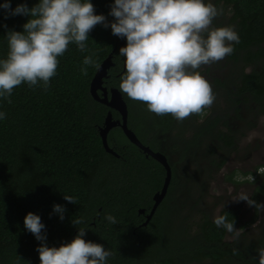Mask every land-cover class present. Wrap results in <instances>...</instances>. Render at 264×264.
<instances>
[{
    "label": "trees",
    "instance_id": "16d2710c",
    "mask_svg": "<svg viewBox=\"0 0 264 264\" xmlns=\"http://www.w3.org/2000/svg\"><path fill=\"white\" fill-rule=\"evenodd\" d=\"M8 2L11 9L19 4L31 9L39 0ZM89 2L94 6V14L104 15L109 24L115 22L109 15L114 0ZM4 3L0 0V5ZM214 4L220 6L221 14L229 12V24L239 36L240 42L232 45L234 51L228 58L251 67L250 72L237 74L231 105L238 117L240 103L247 107L254 104L264 114V0H214ZM29 18L11 16L0 7V60L6 59L9 51L7 32H23L22 26ZM88 38L86 51L81 52L75 43H70L57 58L56 75L50 79L47 91L42 85L30 87L23 82L13 89L11 103L0 97V112L6 114L5 119H0V264H40L36 249L41 243L60 247L71 242L80 228L86 232L82 239L102 244L112 252L106 264H185L203 258L214 263L231 259L234 264H258L264 236L248 243L247 252L242 254L224 241L227 230L218 228L208 217L202 218L192 236L183 228L171 229L167 211L172 209L168 200L175 193L158 207L147 225H141L144 218L138 209L144 207L147 211L151 206V193L159 189L165 172L158 161L146 157L118 127L107 137L118 156L104 150L98 127L109 108L89 93L97 67L89 65L87 75L81 73V68L85 56H91L99 65L112 53L114 65L104 84L120 90L126 69L119 49L127 42L126 38L113 35L110 26L101 24L88 33ZM122 95L128 106V126L139 138L144 134L146 117L163 130L171 129L175 121L185 124L170 114H148L146 104L131 100L123 92ZM111 113L119 117L117 111L111 109ZM217 122L218 118L200 123L195 138L208 136L233 149L232 129L227 126L229 132H215ZM206 150L209 156L216 153L212 145ZM225 160L221 157L215 161L212 157L210 166L218 170ZM232 178L233 175L229 179L240 183ZM175 182L173 176L170 189ZM257 191L264 192V183L257 186ZM64 196L73 197L76 204L67 202ZM54 205L65 209L63 220L54 211ZM28 213L40 217L44 225L42 235L46 237L43 242L25 228L23 221ZM108 215L115 217L117 224L109 223L105 218ZM219 215L234 221V226L238 224L235 209L223 208ZM81 218V224L73 225L72 220Z\"/></svg>",
    "mask_w": 264,
    "mask_h": 264
},
{
    "label": "clouds",
    "instance_id": "9594fccd",
    "mask_svg": "<svg viewBox=\"0 0 264 264\" xmlns=\"http://www.w3.org/2000/svg\"><path fill=\"white\" fill-rule=\"evenodd\" d=\"M0 7L11 16L30 17L22 26L23 32H7L9 51L7 58L0 60V97L9 103L13 89L23 82L30 87L42 85L47 91L50 79L56 75L57 58L70 43L86 51L88 33L101 24L110 26L113 35L126 38V46L119 49L126 69L120 90L131 100L146 104L156 115L170 114L183 121L193 114L203 115L215 99L210 83L196 70L224 60L233 53L232 45L240 42L232 27H212L222 9L204 0H114L109 15L115 22L110 24L104 15L94 14L89 0H39L31 9L26 4L11 9L5 0ZM83 65V75H87L89 65L99 67L91 56L84 57ZM5 118L6 114L0 112V119ZM256 173L264 176V167ZM235 179L253 184L255 177L237 173ZM64 199L76 204L71 196ZM233 200L264 211V204L246 194ZM53 207L63 220L65 209ZM105 218L117 224L115 217ZM23 222L38 241L46 239L39 216L28 213ZM213 222L229 233L236 231L234 221L229 222L225 215L216 216ZM72 223L81 224L82 218ZM85 235V229L80 228L71 242L60 247L41 243L36 249L40 264H106L112 252L102 244L85 241ZM258 254V264H264V248Z\"/></svg>",
    "mask_w": 264,
    "mask_h": 264
},
{
    "label": "rangeland",
    "instance_id": "374dc122",
    "mask_svg": "<svg viewBox=\"0 0 264 264\" xmlns=\"http://www.w3.org/2000/svg\"><path fill=\"white\" fill-rule=\"evenodd\" d=\"M205 3H212L214 0H204ZM218 10L220 6H215ZM229 12L218 15L212 27H231L229 24ZM249 71L251 67L243 66L242 62H234L226 56L224 60L201 66L198 71L211 85L214 94L213 104L204 110L199 117L200 122L210 115H221L225 109L227 113L232 102V91L237 86V74L242 71ZM237 76V77H236ZM242 120H232L230 125L235 134V146L233 149L224 147L208 136L198 138L199 146L196 152L190 149L195 141L193 140L194 129L186 124H179L171 132L154 130L156 133H165L166 146L170 154L174 155L176 165V195L177 201L169 205L172 209L167 211L169 216V227L179 230L183 228L186 234L192 236L197 232L198 223L203 217L214 220L219 216L223 208L235 209L238 213V224L236 231H227L225 240L232 241L238 245L240 242L247 245L264 236V211L249 206L245 201H234L239 194L248 195L257 203L264 204V192L259 193L255 183H236L229 179H235L237 173L241 176L244 172H250L258 165L264 164V114L257 115L253 109L244 106ZM134 110L132 109L131 112ZM148 123L150 124L149 117ZM195 121V120H194ZM224 129V128H223ZM144 143L151 144L146 138L141 137ZM208 145L215 147L214 156H209L206 148ZM218 160L225 157L224 165L216 170L210 166L209 160ZM210 168L209 170H207ZM264 248V246H263ZM185 264H229L227 262L214 263L211 259H199L187 261Z\"/></svg>",
    "mask_w": 264,
    "mask_h": 264
},
{
    "label": "water",
    "instance_id": "95a60500",
    "mask_svg": "<svg viewBox=\"0 0 264 264\" xmlns=\"http://www.w3.org/2000/svg\"><path fill=\"white\" fill-rule=\"evenodd\" d=\"M114 65L112 61V53H109L108 56L99 64L97 67L91 81L89 84V93L91 97L98 101L109 109L117 111L120 115V119H113L111 110H108L107 114L104 117L103 124L98 128L99 136L103 148L106 152L118 156V154L109 146L107 142V137L109 131L114 126H119L125 135V137L134 145H136L140 150H142L146 156L150 155L156 161H158L165 168V178L161 189L153 195V204L146 215V219L142 222L141 225L145 226L148 221L151 219L154 214L157 206L162 201L163 197L166 194L170 180H171V168L167 162L165 155L160 152L153 151L148 146L144 145L136 136L134 131L128 127V108L127 103L122 95V92L117 87L107 88L104 85V80L108 77V70ZM125 69V64L123 65ZM139 212L144 213V209H139Z\"/></svg>",
    "mask_w": 264,
    "mask_h": 264
},
{
    "label": "flooded vegetation",
    "instance_id": "af4514ba",
    "mask_svg": "<svg viewBox=\"0 0 264 264\" xmlns=\"http://www.w3.org/2000/svg\"><path fill=\"white\" fill-rule=\"evenodd\" d=\"M243 64V63H242ZM243 66H246V67H250V66H248V65H245V64H243ZM242 71L241 72H244V73H248V72H250L251 71V69L249 70V71H245L243 68L241 69ZM237 79V78H236ZM105 85V84H104ZM106 86V85H105ZM108 88V87H107ZM110 88V87H109ZM232 96H234V94H231V97ZM231 104H234V100H233V97H232V102H231ZM230 104V109H229V112L227 113V110L225 109V111H223L222 112V114L221 115H223V116H216V115H210L207 119H205V120H202L201 121V123H204V122H206L208 119H215V118H218V122H217V126L213 129V130H215V132H220V131H222V132H224V131H228L229 132V129L227 128V126H230V128L232 129V131H233V128L231 127V125H230V121H232V120H242L243 119V114H242V110L241 109H243V107L245 106L244 104H242V103H240V104H238V106H240V109H239V111H238V113H239V117H238V115L235 113V111H234V106H232ZM247 107V106H246ZM127 108H128V106H127ZM253 109V111H256V114L257 115H262L263 113H260L259 111H258V108H257V106L256 105H254V104H251V106H249L248 107V109ZM109 110H111V109H109ZM108 112V111H107ZM148 112V114H149V110L147 111ZM107 114V113H106ZM144 114V113H143ZM142 114V115H143ZM147 114V115H148ZM201 115H198V114H193V115H191L190 117H188L187 119H185V121L183 120V122L187 125V127L189 126L190 128L191 127H193V129H194V135H193V140L195 141L192 145H190V149L192 150V151H194V152H196V150H197V147L199 146V143H198V138H195V134H196V129H197V126L200 124H198V122H200V119H199V117H200ZM112 117H113V119H120V115H119V117L117 118V117H114L113 116V114H112ZM241 117V118H240ZM148 117H146L144 120H145V125H144V134L143 135H141V137H143V138H146V140H148L151 144H147V143H144L142 140H141V138H139V136L136 134V132H135V130H133L134 131V133L136 134V136L138 137V139L144 144V145H146V146H148L150 149H152L153 151H156V152H160V153H162L163 155H165V157H166V159H167V162H168V164H169V166H170V168H171V180H172V177L173 176H175V178L177 177V174H176V165H177V163L175 162V159L173 158V156L174 155H171L170 154V149H168L167 148V146H166V139H165V137H164V134L165 133H156L154 130H158V131H163V132H171L176 126L175 125H177V124H179V122H177V121H175V123L172 125V127H171V129H169V130H163L162 128L160 129V128H157L155 125L153 126L152 125V119L149 117V119H150V124L148 123V119H147ZM195 120V121H194ZM103 124V123H102ZM100 127V126H99ZM98 127V128H99ZM115 127H118V128H120L118 125L117 126H114L113 128H115ZM129 127V126H128ZM112 128V129H113ZM130 128V127H129ZM224 128V129H223ZM111 129V130H112ZM121 129V128H120ZM131 129V128H130ZM110 130V131H111ZM109 131V132H110ZM109 134V133H108ZM233 136H234V142H235V134H234V132H233ZM200 139L202 138V136L201 137H199ZM140 150V149H139ZM142 151V150H141ZM143 152V151H142ZM143 154L146 156V154L143 152ZM146 157H151L150 155H147ZM160 164V163H159ZM161 165V164H160ZM162 167H163V169H164V172H165V168H164V166L163 165H161ZM262 166H264V164H261V165H258L257 167H255L252 171H250V172H244L243 173V175L242 176H247V175H249V174H251V175H255V180L254 181H256V180H258V181H260V184H262V183H264V176H261V175H258V174H256V170L258 169V168H260V167H262ZM164 178H165V173H164V177H163V182H164ZM171 180H170V183H169V186H168V189H167V191H166V194H165V196L163 197V199H162V201L160 202V204L157 206V208H156V210L158 209V207L159 206H161V204H163L165 201H166V199H167V197L171 194V193H175L174 194V202L175 201H177L178 199H177V195H176V189H177V184H176V182H175V185L173 186V188L172 189H170V187L172 186V185H170L171 184ZM163 182H162V184H161V186L159 187V189H156V190H154L152 193H151V200H152V204H153V195L155 194V192H157V191H159L160 189H161V187H162V185H163ZM244 183H249V182H247L246 180L245 181H243ZM255 183V182H254ZM259 184V185H260ZM171 190H172V192H171ZM260 193V192H259ZM169 201V205H172V204H174V202H173V199H170V200H168ZM152 204H151V206L148 208V210L146 211V209L143 207V208H140V209H144V213H140L139 212V209H138V212L140 213V214H142V216H143V218H144V221H145V219H146V215L149 213V211H150V209H151V207H152ZM156 210H155V212H156ZM155 212H154V214H155ZM154 214L152 215V217H151V219L153 218V216H154ZM150 219V220H151ZM149 220V221H150ZM143 221V222H144ZM148 221V222H149ZM147 225V224H146ZM226 233H227V231H226ZM226 233H225V236H226ZM225 236H224V241L225 242H227L228 244H229V247L232 249V250H234V251H239L240 253H242V254H245L247 251H246V248H245V244H243L242 242H240L238 245H236V244H234L232 241H226L225 240ZM256 246L258 247V244H256ZM252 251L254 252V250L252 249ZM246 256V255H245ZM233 257H235V258H237V259H239V260H241V258L240 257H238L237 255H233ZM246 259H248L249 257L247 256V257H245ZM229 264H234L235 262H234V260H232L231 261V259L230 260H228L227 261ZM252 262V261H251ZM252 264H255V263H253L252 262Z\"/></svg>",
    "mask_w": 264,
    "mask_h": 264
},
{
    "label": "built area",
    "instance_id": "2783aa9c",
    "mask_svg": "<svg viewBox=\"0 0 264 264\" xmlns=\"http://www.w3.org/2000/svg\"><path fill=\"white\" fill-rule=\"evenodd\" d=\"M262 167H264V166H262ZM257 174V173H256ZM254 177H255V175H253Z\"/></svg>",
    "mask_w": 264,
    "mask_h": 264
}]
</instances>
